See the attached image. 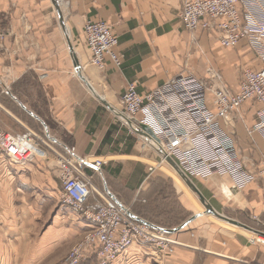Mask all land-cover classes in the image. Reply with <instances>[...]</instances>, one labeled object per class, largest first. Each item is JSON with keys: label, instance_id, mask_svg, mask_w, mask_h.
Here are the masks:
<instances>
[{"label": "crops", "instance_id": "0c3cea01", "mask_svg": "<svg viewBox=\"0 0 264 264\" xmlns=\"http://www.w3.org/2000/svg\"><path fill=\"white\" fill-rule=\"evenodd\" d=\"M187 1L58 0L61 27L51 0H0V29L9 32L0 48V112L6 117L0 118V127L15 126L24 132L38 128L54 153L86 161L80 172L93 187L89 205L111 201L143 219L144 210L132 205L141 194H149L144 163L161 157L130 129L128 120L121 119V97L130 84L144 96L175 76L208 81L218 74L223 85L236 91L238 73L241 78L244 69L260 68L259 58L245 41L223 49L212 28L186 31L180 12ZM239 8L242 15L255 18L264 13V0ZM87 21L111 26L121 55L119 67L109 60L102 69L90 63L83 35ZM68 47L80 73L114 112L79 80ZM210 100L208 95L211 108ZM15 108L28 116V122L17 120ZM255 111L254 103H245L239 112L242 122L235 130L227 129L248 168L264 156L261 136L247 134L256 121ZM8 121H13L10 126ZM53 158L49 153L20 168L0 158V264H60L67 248L90 230L91 224L81 215L59 204ZM95 162L102 164L97 168ZM189 179L215 212L247 228L200 211L204 207L197 195L180 179L189 191L171 194L178 195L175 204L190 218L165 225L171 229L150 224L171 231L166 234L177 243L172 252L133 246L113 264H264V245L250 244L247 236L252 232L264 236V177L256 176L243 189L226 176ZM92 260L93 253L82 264Z\"/></svg>", "mask_w": 264, "mask_h": 264}, {"label": "built area", "instance_id": "2783aa9c", "mask_svg": "<svg viewBox=\"0 0 264 264\" xmlns=\"http://www.w3.org/2000/svg\"><path fill=\"white\" fill-rule=\"evenodd\" d=\"M254 0H190L180 12L183 28L195 33L199 29H214L223 49L235 47L245 41L260 60V68L242 71L236 91L222 84L218 74L207 81L192 76H175L163 86L144 96L137 94L130 84L121 97V116L149 128L157 139L152 147L170 158L188 178L226 176L238 189L264 177V156L258 167L245 166L232 134L242 106L252 102L258 107L256 121L247 130L248 135L259 134L264 141V13L256 17L242 15L239 5L253 4ZM85 45L90 63L102 69L105 60L116 67L121 65L117 52V38L110 25L102 21H87L83 26ZM9 32L0 29V48ZM208 95L211 96L210 108ZM137 116H141L137 120ZM42 145V146H41ZM49 148L32 132L16 134L0 127V158L20 168L35 158L45 159ZM54 155L58 171L59 204L81 215L91 224L84 241L77 244L64 264H82L88 254H94L90 264H113L131 247L148 246L157 253H171L177 243L159 228L138 223L111 201L89 205L93 187L80 172L86 161L68 155ZM161 158L156 166L166 163ZM101 162H95L99 168ZM157 167H148L149 175ZM254 168V167H253ZM260 234L249 233L250 244L264 245ZM262 236V235H261Z\"/></svg>", "mask_w": 264, "mask_h": 264}, {"label": "rangeland", "instance_id": "374dc122", "mask_svg": "<svg viewBox=\"0 0 264 264\" xmlns=\"http://www.w3.org/2000/svg\"><path fill=\"white\" fill-rule=\"evenodd\" d=\"M240 79V73H238L237 75V82ZM206 82V81H205ZM236 82V83H237ZM208 83V81H207ZM5 106L9 107L7 103L4 104ZM258 107H256L257 109ZM15 117L17 118L18 121L22 120L23 122H28V116L25 115L23 112H21L20 110L15 108ZM241 110V109H240ZM0 118H2L3 120L6 119L5 115L2 114V112H0ZM13 122V121H12ZM11 121H8V125L10 126L12 124ZM129 122V120H128ZM132 122V121H131ZM242 120H238L236 122V126L241 123ZM132 127L135 126V124L132 122L131 123ZM18 126V125H17ZM32 126V125H31ZM13 128L16 129H8L10 132L12 131L13 133L16 134H23L26 133L24 132V130H22L21 128L17 129V127L15 126H11ZM30 132H32L37 138L41 139L42 142H44L46 145L47 142L46 140H44L43 136L39 133H41L39 131L38 128H32L35 130H32L31 128H29ZM6 130V129H5ZM7 130V131H8ZM42 137H41V136ZM42 146V145H41ZM48 149H45L44 146V150L46 151V153H54L55 151H53V148H51V145H48ZM159 162V161H158ZM156 161H151V162H145L144 164L147 165L146 168L148 167H157L156 163H158ZM162 166L159 165V167L156 168V170L149 175V173L147 172V178L148 179V186L146 187V189H149V194L147 195H143L141 194V196H139V198L137 197L134 202L132 207H135L136 209L139 210H144L142 213H140L143 217L142 220H144L145 222L149 223V224H154V223H160L161 225L165 226V225H172V224H178L184 220H186L189 217V214H187L182 207L180 208L178 205H176L175 203L178 202L177 194L172 195L171 193L173 192H177L178 190H186L189 191L182 182H180L181 180L178 178V175L176 174V172L172 169V167L166 162L164 164H161ZM251 165H253L252 169H256L258 167V160H254ZM178 179L179 182L177 180H175L174 178ZM181 187H179V186ZM189 193V192H188ZM191 194V192H190ZM195 202L197 204H199L198 200L195 199ZM163 205L160 206V204ZM158 204V206H157ZM166 204V206H165ZM134 208V209H135ZM200 211H204V209L200 206L198 208ZM137 210V211H139ZM130 213V211H128ZM190 218V217H189ZM216 222V220H214ZM168 229H171V227H167ZM249 236V235H247ZM84 241V235H82L72 246L68 247L66 252L63 254V259L61 260L60 264H64L66 258L68 257V255L70 254V252L72 251V249L77 245V244H81Z\"/></svg>", "mask_w": 264, "mask_h": 264}, {"label": "water", "instance_id": "95a60500", "mask_svg": "<svg viewBox=\"0 0 264 264\" xmlns=\"http://www.w3.org/2000/svg\"><path fill=\"white\" fill-rule=\"evenodd\" d=\"M51 3L52 5L54 6L55 8V11L58 15V18H59V23L61 25V27H63V20H62V15H61V12H60V7H59V3H58V0H51ZM68 51L69 53L71 54V57L73 59V63L75 65V71H76V74L78 75V78L79 80L83 83V85L87 88V90L89 91V93L95 97L102 105H104L107 109L111 110L112 112H114V110L112 109V107L106 102L104 101V99H102L95 91L94 89L90 86V84L86 81V79L83 77V75L80 73L79 71V65L77 63V60H76V56L74 54V51L71 47H68ZM132 122H128V125L130 127V129H132V131L134 133H136L137 135H139L140 137H142L144 139V141L146 143H149L151 142L152 144V141H155L157 142V139L154 137V135L152 134L151 130L149 128H147L146 126H143V125H140L139 128L137 127H132L131 124ZM153 149H155V151L160 155L161 158H163L165 160V162H167L171 167L172 169L176 172V174L179 176V178L187 185V187L194 193L197 195L198 197V200L200 202V204L204 207V210H205V214L207 215H211L213 217H215L216 219L222 221V222H225L227 224H230V225H233L235 227H239V228H247L243 225H241L240 223L236 222V221H233L231 219H228L220 214H218L217 212H215L211 206H209L206 201L204 200V198L198 193V191L196 190V188L193 186V184L191 183L190 179L188 177H186L179 169L178 167L175 165V163L170 159V158H167L159 149L153 147ZM123 208V207H122ZM124 209V208H123ZM130 215V214H129ZM196 216H198L197 214L194 215L189 221H187L186 223H184V225H182L180 228H184L190 221H192ZM130 217L132 219H134L135 221H137L138 223H144V224H147L153 228H156L152 225H150L149 223L145 222V221H142L140 219H137V218H134L130 215ZM179 228V229H180ZM160 230V228H159ZM162 231H164L165 233H171V231H168V230H163L161 229Z\"/></svg>", "mask_w": 264, "mask_h": 264}, {"label": "bare ground", "instance_id": "6f19581e", "mask_svg": "<svg viewBox=\"0 0 264 264\" xmlns=\"http://www.w3.org/2000/svg\"><path fill=\"white\" fill-rule=\"evenodd\" d=\"M148 144L151 145V142H149ZM151 146H152V145H151ZM203 214H204V213H203ZM259 236L262 237V238H264V236H263V235L261 236V234H260Z\"/></svg>", "mask_w": 264, "mask_h": 264}]
</instances>
